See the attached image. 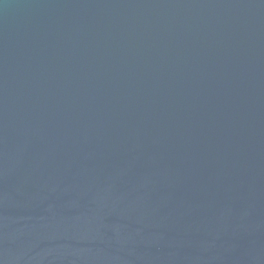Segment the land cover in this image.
Segmentation results:
<instances>
[{"label": "water", "instance_id": "water-1", "mask_svg": "<svg viewBox=\"0 0 264 264\" xmlns=\"http://www.w3.org/2000/svg\"><path fill=\"white\" fill-rule=\"evenodd\" d=\"M0 264H264V0H0Z\"/></svg>", "mask_w": 264, "mask_h": 264}]
</instances>
